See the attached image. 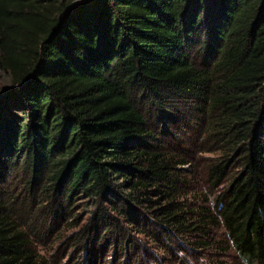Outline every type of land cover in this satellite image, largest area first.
I'll return each mask as SVG.
<instances>
[{
    "label": "trees",
    "instance_id": "obj_1",
    "mask_svg": "<svg viewBox=\"0 0 264 264\" xmlns=\"http://www.w3.org/2000/svg\"><path fill=\"white\" fill-rule=\"evenodd\" d=\"M0 69V180L20 165L52 211L90 201L92 264L131 229L161 243L207 223L264 264V0H0ZM186 105L217 154L203 219L178 201L186 161L160 147ZM12 219L0 202V264H40Z\"/></svg>",
    "mask_w": 264,
    "mask_h": 264
},
{
    "label": "rangeland",
    "instance_id": "obj_2",
    "mask_svg": "<svg viewBox=\"0 0 264 264\" xmlns=\"http://www.w3.org/2000/svg\"><path fill=\"white\" fill-rule=\"evenodd\" d=\"M8 86V75L0 69V91ZM189 109L187 105L180 107L186 122L168 124L170 134L161 137L160 147L163 152L186 161L185 165L176 166V171L184 175L182 179L188 189L178 201L184 212L191 213L187 219H192L193 214L203 219L212 213V197L208 195L203 179L204 167L213 162L217 154L207 150L209 145H201L205 136L203 116L193 114ZM20 170L21 166L17 165L8 177L0 180V202L9 208L12 221L23 233L38 262L92 264L88 252L78 240L79 231L88 222L92 211L90 201L76 197L62 207L59 202L61 210L55 206L57 210L52 211L49 197H43L40 189L35 190L30 199ZM205 230V235L187 231L180 236L170 235L166 242L157 243L131 229L123 234L125 241L118 245L101 241L95 251L94 264H239L220 226L207 223Z\"/></svg>",
    "mask_w": 264,
    "mask_h": 264
}]
</instances>
